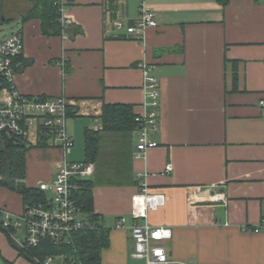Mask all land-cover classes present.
<instances>
[{
	"label": "crops",
	"instance_id": "1",
	"mask_svg": "<svg viewBox=\"0 0 264 264\" xmlns=\"http://www.w3.org/2000/svg\"><path fill=\"white\" fill-rule=\"evenodd\" d=\"M144 3L156 12L157 25L140 39L114 26L139 18V0H64L60 17L69 22L60 21V34H44L39 18L0 20V29L13 22L11 33L23 40L14 61L15 89L64 96L67 133L83 151L80 158L77 144L66 154L55 145H32L25 153V184L51 181L63 156L84 160V130L101 128L104 104H130L136 115L147 110L145 63L159 85L158 129L149 133L157 146L135 157L137 130L129 144L117 137L114 146L133 181L93 188L94 212L110 229L101 264H131L130 227L144 222L131 215V198L143 184L165 197L146 220L171 229L162 244L171 259L264 264V0ZM0 205L13 216L24 208L21 195L4 186ZM121 216L125 222L117 225ZM8 245L0 229L3 259L31 264Z\"/></svg>",
	"mask_w": 264,
	"mask_h": 264
},
{
	"label": "built area",
	"instance_id": "2",
	"mask_svg": "<svg viewBox=\"0 0 264 264\" xmlns=\"http://www.w3.org/2000/svg\"><path fill=\"white\" fill-rule=\"evenodd\" d=\"M64 0H61L63 2ZM139 18L127 24L120 20L114 21L117 30L140 39L147 27L157 25V14L147 7L144 0H139ZM61 10V9H60ZM62 23L69 22L60 17ZM23 51L22 36L13 32L0 39V139L14 143L24 141L28 145L39 142L40 132L46 129L49 143L60 147L66 154L73 145V140L66 130L68 101L60 95L55 97L29 96L18 92L12 82L14 61ZM143 88L145 91L147 110L137 114V142L135 157H139L148 148L157 146L150 139L149 133L158 129L159 85L151 73V67L141 65ZM264 104V101H261ZM171 170V164L165 166ZM94 164L90 161H68L65 156L58 162L55 177L49 182L41 183L38 188L44 193L51 191L50 196L39 202L25 204L20 215H11L0 205V228L7 232L14 242L21 247L36 246L42 240L49 239L57 244H70L73 235L85 227L88 222L79 217L73 194L79 187V180L91 178ZM224 198V197H223ZM162 193L150 192L145 184L131 198V215L134 219L142 218L143 223H134L130 227L133 240L132 258L141 264H194L190 261H176L169 257L163 243L171 238V229L165 226L150 225L146 218L150 210L164 205ZM125 222L123 216L118 218L117 225ZM24 228L25 236L19 234ZM36 261H39L36 258ZM44 264H81L74 256L49 255Z\"/></svg>",
	"mask_w": 264,
	"mask_h": 264
},
{
	"label": "trees",
	"instance_id": "3",
	"mask_svg": "<svg viewBox=\"0 0 264 264\" xmlns=\"http://www.w3.org/2000/svg\"><path fill=\"white\" fill-rule=\"evenodd\" d=\"M29 1L30 6L20 13L22 20L39 18L44 34H60L64 29L60 22L61 0ZM217 1L223 5L227 2V0ZM1 11L2 0H0ZM135 116L130 104H104L100 115L101 128L84 130V160L94 164V173L91 178L79 180V187L74 191L73 200L77 210L87 215L91 227L78 230L68 245L44 239L38 245L29 247L17 245L11 236L0 228L20 256L31 264H44L42 260L46 256L59 254L74 256L81 264H101V252L109 244L110 229L105 226L103 218L94 212L93 188L97 185H122L133 181L119 146L115 147L114 144L118 141L117 137L123 144H129L131 134L137 125ZM49 136L46 129H42L40 140L35 146H52L49 143ZM31 147L32 145L24 141L14 143L0 139V186L18 192L24 206L45 198L43 191L38 187L27 186L24 181L25 153ZM36 258L39 261H36ZM3 261L11 264L4 259Z\"/></svg>",
	"mask_w": 264,
	"mask_h": 264
},
{
	"label": "rangeland",
	"instance_id": "4",
	"mask_svg": "<svg viewBox=\"0 0 264 264\" xmlns=\"http://www.w3.org/2000/svg\"><path fill=\"white\" fill-rule=\"evenodd\" d=\"M30 6V1L29 0H2V11L0 12V20H4V18L8 19L10 17H12L14 14H20L22 12H24L28 7ZM15 28V24L12 23H4L3 27L0 29V36H7L9 35ZM77 147H78V155L80 156V158H83V151H82V145H81V141L80 143H76ZM75 145H72L73 147H71V149L76 147ZM51 191H47V195L50 196ZM19 234L22 236V238L25 236V230L24 228H21L19 231ZM10 249H12L13 251H17L16 249H14V247L11 245H8ZM2 256L0 254V264H6L3 260H2ZM131 264H141L140 261L136 260V259H129ZM7 261V260H6ZM9 263H13L8 261ZM55 264V263H54Z\"/></svg>",
	"mask_w": 264,
	"mask_h": 264
},
{
	"label": "water",
	"instance_id": "5",
	"mask_svg": "<svg viewBox=\"0 0 264 264\" xmlns=\"http://www.w3.org/2000/svg\"><path fill=\"white\" fill-rule=\"evenodd\" d=\"M16 142H19V141H17V140H15Z\"/></svg>",
	"mask_w": 264,
	"mask_h": 264
}]
</instances>
